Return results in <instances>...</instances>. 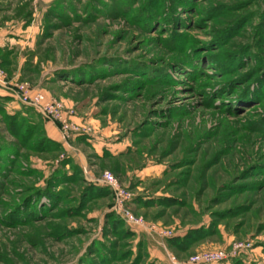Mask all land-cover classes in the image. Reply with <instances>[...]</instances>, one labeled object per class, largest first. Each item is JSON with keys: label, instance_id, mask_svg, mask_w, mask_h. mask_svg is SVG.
Listing matches in <instances>:
<instances>
[{"label": "rangeland", "instance_id": "rangeland-1", "mask_svg": "<svg viewBox=\"0 0 264 264\" xmlns=\"http://www.w3.org/2000/svg\"><path fill=\"white\" fill-rule=\"evenodd\" d=\"M0 10V22L40 25L22 74L0 58L8 81L62 103L89 135L123 143L114 159L84 149L99 180L109 172L135 195L173 199L133 215L175 237L211 225L186 250L167 240L168 253L181 264L217 252L224 264H264V0H0ZM44 136L11 133L0 111V264H130L147 237L119 241L105 227L112 193L79 204L84 173L53 182L71 174L62 164L72 150L42 151Z\"/></svg>", "mask_w": 264, "mask_h": 264}, {"label": "crops", "instance_id": "crops-1", "mask_svg": "<svg viewBox=\"0 0 264 264\" xmlns=\"http://www.w3.org/2000/svg\"><path fill=\"white\" fill-rule=\"evenodd\" d=\"M42 1V0H36ZM1 12V10H0ZM40 25H31L27 23V18L21 22H0V58L2 57L3 60V66L9 67V63L12 64V67L18 66L19 73L22 74V70L25 69L24 66L26 64V56L27 52L31 51L35 47L36 43V37L39 35L40 32ZM6 58V59H5ZM7 59L9 61H7ZM16 61V63H15ZM16 64V65H15ZM10 78V77H9ZM9 81L11 83H16L19 81V79H13L10 78ZM0 104L4 105V108L8 112H19L22 109L28 108L24 105H22L16 98L15 95L8 89L0 85ZM48 136L53 139L54 141L61 144L62 147L66 148L68 147L72 152H70L69 157L74 161V163L83 171V173L86 175V180L88 183L97 185L102 188H106L100 183L99 178H97L96 173L92 170L90 167L88 160L84 155V149L90 150L95 159H103L104 155L106 153H109L112 158L108 159H114L119 156H122L125 153V150L123 149V143L121 141H110L105 138H96L95 136L91 135H83L80 137H76L73 139V143L78 144L80 148L71 147L70 145H66V143L63 141L61 137V132L56 124L52 122H48L46 124ZM83 148V149H82ZM146 171V170H145ZM143 172H136L135 179L133 180V185L138 186L141 185L142 182L146 180V178H151L154 176V169H149L146 173ZM157 171V170H156ZM158 175V172H157ZM137 192L136 197H140L143 199V201H147L151 198H160L164 197L163 195L157 194V195H151L149 193H141ZM135 208L143 207V204H140L137 206H133ZM208 226V225H206ZM132 228V227H130ZM135 230L136 234L142 233L147 238V248L148 253L150 255L151 260L154 259L156 264H161V261L164 260V257L162 259L161 254H164L165 259L168 258V250L165 246H162L156 238L153 236L144 233L140 230H137L135 228H132ZM161 251V253L159 252ZM163 252V253H162ZM156 257V258H155ZM150 260V261H151ZM157 260V261H156ZM160 261V262H159ZM168 261V259H167ZM169 262V261H168ZM170 264V263H169Z\"/></svg>", "mask_w": 264, "mask_h": 264}, {"label": "trees", "instance_id": "trees-1", "mask_svg": "<svg viewBox=\"0 0 264 264\" xmlns=\"http://www.w3.org/2000/svg\"><path fill=\"white\" fill-rule=\"evenodd\" d=\"M32 17L27 18V23L30 24L32 21ZM1 64L3 65L2 61ZM242 100H244V102L246 100H248V96H244V98H242ZM0 111L4 112V117H5V121L6 123H8V130H10L11 133H15L18 131H21L23 128H28L29 131H36L40 130V132L44 135V133L46 134V136H44L42 142H41V146L42 147V151H47V150H53V151H57L59 149H62V146L60 143L54 141L53 139H51L49 136H47V132H46V126L44 124V121L42 119V117L34 110L31 108H25L24 111H20L17 112L15 115H10L9 113L7 114L6 109L4 108L3 104H0ZM26 114V115H25ZM31 114V115H30ZM40 128V129H38ZM16 135V134H15ZM14 154H10V156H16L17 154L15 152H13ZM15 158V157H14ZM104 158H112V156L109 153H106L104 155ZM72 167V172L70 173H66L64 170V172L62 170H59L57 172H55V176H54V181L53 182H61V184H67V183H72L74 181H76L78 178L82 179V173L83 171L74 163V161L71 158H68L67 160H65V162L62 164V168H66V166H70ZM78 181V180H77ZM84 181L85 183L86 180H81ZM58 185V184H57ZM85 191V192H84ZM83 193H81L78 196V199L80 201V205H82V201L88 197V199H93L94 198H102L105 196H109L110 195V190L107 188H102L99 187L97 185H93L88 183L87 187L84 189ZM42 196V194H41ZM49 198H55L51 193L47 195ZM50 199L49 201L51 202ZM54 200V199H53ZM27 202V201H26ZM32 199L29 200V204L33 205L35 204V200L34 202H32ZM171 203H173V199L168 197V196H164L162 198H151L147 201H143V199H141L140 197H136L133 205L135 206V204L140 205L143 204V207H150V206H158V205H164V206H169ZM174 204V203H173ZM172 205V204H171ZM29 205L26 204V208H28ZM32 210H36L37 205H33L31 206ZM36 212H33V216H36ZM32 217V216H31ZM25 221L27 222L29 221V215L28 213L25 214L24 218ZM105 227L110 228V231L113 233L114 237L116 239L120 240H127V239H132L135 238V230L132 229L131 231L128 230V228H126V224L125 222L118 218L115 214H113V212H110L108 214H106V222H105ZM211 225L209 226H199V227H195L193 229H191V231L187 234L184 235H177L176 237H173L172 239L168 240L169 246L170 248L174 249V250H186L187 248H189L193 243H195L196 241H198L201 238L206 237L207 235H209L211 232ZM134 231V232H133ZM104 237L106 236V230H104ZM102 246L103 248H105V250L111 255V256H116L115 254H113L112 251H110L109 247L106 246V244L104 242H100L99 246ZM138 247V253L136 255V257L134 258V260L131 262L130 264H154V263H147V260H149L150 255L146 249V243L145 242H139V244L137 245ZM101 258V264H109V262L107 263L105 260H103V258L100 255H97ZM134 256V251L130 250L129 252V257L128 258H133ZM117 261H119V257H117L116 259ZM117 261H113L114 263H116ZM81 264H89L86 263L85 261H82ZM91 264V263H90Z\"/></svg>", "mask_w": 264, "mask_h": 264}, {"label": "built area", "instance_id": "built-area-1", "mask_svg": "<svg viewBox=\"0 0 264 264\" xmlns=\"http://www.w3.org/2000/svg\"><path fill=\"white\" fill-rule=\"evenodd\" d=\"M0 85L8 88L22 105L34 109L44 119L56 124L66 144L76 137L90 134L88 130H81V128L73 122L71 118L73 117L72 114L59 101L48 98L43 93L35 91L27 83L9 82L1 66ZM100 183L109 189L114 196L113 212L128 226L153 236L162 246H165L164 244L167 240L175 237L172 232L163 230L156 225L149 224L143 219L133 215L132 207L134 206L133 202L136 195L128 188L121 187L117 178L112 173H104ZM167 255L170 264H181L171 253ZM228 257V254L225 252L207 253L191 259L187 264H224V262L228 260Z\"/></svg>", "mask_w": 264, "mask_h": 264}]
</instances>
